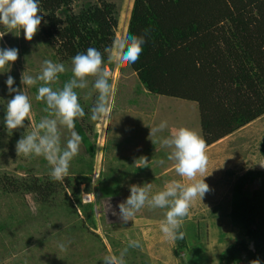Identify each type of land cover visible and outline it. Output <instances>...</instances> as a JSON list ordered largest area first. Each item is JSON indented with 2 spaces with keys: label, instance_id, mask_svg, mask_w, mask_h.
Segmentation results:
<instances>
[{
  "label": "rangeland",
  "instance_id": "rangeland-1",
  "mask_svg": "<svg viewBox=\"0 0 264 264\" xmlns=\"http://www.w3.org/2000/svg\"><path fill=\"white\" fill-rule=\"evenodd\" d=\"M113 1L119 10L116 41L127 32L134 0ZM14 34L6 33L0 38V46L19 49L10 72L0 74V174L51 177L43 157L17 154L15 146L48 115L44 111L46 105L35 99L37 88L22 84V74L36 75L44 60L62 62L55 58L39 30L31 41L24 39L23 31L19 37ZM111 53L113 65L103 66L111 73L110 115L96 121L90 119V108L96 99L94 78H89L88 88L77 90L86 113L78 122L92 132L88 136L94 157L81 144L67 176L71 179V186L65 188L70 206L64 203V194H58L44 207L31 194L0 192V264H102L105 255H119L130 236L141 240L142 247L129 251L127 264H219L226 249L244 239L243 232L229 217L231 198L235 183L245 174L252 173L253 177L247 192L260 186V174L264 177V157L259 152L264 140V116L206 148L208 165L203 175H208L204 179L210 191L202 201L197 198L192 202L189 215L183 220L186 248L183 240H169L161 232L166 209L146 206L127 222L112 214L130 195L133 184L151 183L154 194L173 180L191 183L175 173L174 161L167 160L170 150L152 142V127L167 120L163 135H171L180 127H188L201 136L202 133L196 103L148 93L130 66L116 58L114 46ZM63 64L67 71L52 85L54 89L70 78L71 65ZM8 75L15 79L13 87L25 91L33 105L24 122L26 127L13 130L12 134L2 123L7 101L15 95L7 90ZM60 131L66 142L70 131L63 127ZM143 158L149 162L148 167H143ZM161 159L165 164L158 163ZM200 178L198 174L196 179ZM61 182L65 184L64 180ZM107 203L111 206L108 209ZM67 241H71L68 251H59L57 243ZM247 244L254 249L249 240ZM241 263L245 264L244 255Z\"/></svg>",
  "mask_w": 264,
  "mask_h": 264
},
{
  "label": "trees",
  "instance_id": "trees-1",
  "mask_svg": "<svg viewBox=\"0 0 264 264\" xmlns=\"http://www.w3.org/2000/svg\"><path fill=\"white\" fill-rule=\"evenodd\" d=\"M117 7L113 0H41L39 32L62 63L71 65L75 55L94 47L104 56L103 66H112V51L104 50L115 43ZM145 30L144 50L128 65L148 93L197 104L207 147L264 116V0H134L127 32L141 36ZM75 129L93 158L91 130L78 121ZM259 152L264 157V140ZM260 175L261 184L252 192L246 190L252 173L235 183L229 217L244 239L229 246L219 264H242V255L245 264H264ZM64 182L0 174V192L31 194L44 207L64 194L70 206L65 191L70 177Z\"/></svg>",
  "mask_w": 264,
  "mask_h": 264
},
{
  "label": "clouds",
  "instance_id": "clouds-1",
  "mask_svg": "<svg viewBox=\"0 0 264 264\" xmlns=\"http://www.w3.org/2000/svg\"><path fill=\"white\" fill-rule=\"evenodd\" d=\"M41 0H0V26L4 34L12 33L19 37L23 31L26 41H31L38 32L43 20L40 8ZM149 32L137 36L132 32H124L115 41L116 58L121 64H135L144 50ZM111 52L112 48H105ZM19 49L0 46V74L8 73L17 61ZM104 56L98 49L89 47L86 52L78 53L71 61V77L60 88H53L60 75L67 71L63 63L44 60L42 68L36 75L22 74V84L26 88H37L36 101H42L48 114L42 118L35 128L24 134L16 143L17 154L25 157H43L50 167V175L55 181L64 180L71 167V163L81 150L83 137L75 131L76 122L85 117V109L79 102L77 90L89 87V78L95 90L96 99L90 108V119L96 121L109 116L111 108L109 96L112 92L110 83L111 73L103 68ZM8 92L15 93L7 101V109L2 123L12 134L13 130L25 128V120L32 112V102L25 91L14 88L15 79L8 75L6 81ZM61 127L70 131L66 142L62 141ZM168 128V121L162 120L150 129L152 142L164 149H169L167 160L174 161V171L179 177L187 178L191 183H182L179 180L169 182L166 187L152 193L151 183L130 186V195L113 210V215L124 222L130 221L146 206L151 209H166L165 218L160 225L164 236L172 241L183 240V220L189 215L192 202L197 198L202 201L210 191L203 175L207 170L208 157L206 154L207 142L196 131L188 127L177 128L171 135H163ZM148 161L143 158V167H148ZM160 165L165 160L158 161ZM198 174L200 179H196ZM107 209L111 206L107 203ZM71 241L58 242L61 252H67ZM142 242L129 237L126 247L119 255L108 254L103 257L102 264H127L126 256L130 250L139 249Z\"/></svg>",
  "mask_w": 264,
  "mask_h": 264
}]
</instances>
